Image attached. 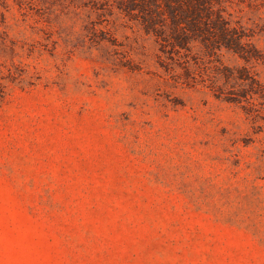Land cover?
<instances>
[{"label":"rangeland","instance_id":"374dc122","mask_svg":"<svg viewBox=\"0 0 264 264\" xmlns=\"http://www.w3.org/2000/svg\"><path fill=\"white\" fill-rule=\"evenodd\" d=\"M157 53L104 0H0V264H264V128Z\"/></svg>","mask_w":264,"mask_h":264},{"label":"trees","instance_id":"16d2710c","mask_svg":"<svg viewBox=\"0 0 264 264\" xmlns=\"http://www.w3.org/2000/svg\"><path fill=\"white\" fill-rule=\"evenodd\" d=\"M245 1L252 9L264 5V0H104L109 10L117 9L155 39L158 64L168 80L209 89L262 130L264 50L255 42L258 25H249L241 14ZM223 48L243 64L224 63L218 56Z\"/></svg>","mask_w":264,"mask_h":264}]
</instances>
